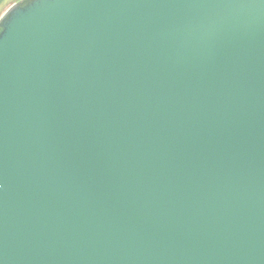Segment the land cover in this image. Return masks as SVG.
<instances>
[{
  "label": "water",
  "instance_id": "water-1",
  "mask_svg": "<svg viewBox=\"0 0 264 264\" xmlns=\"http://www.w3.org/2000/svg\"><path fill=\"white\" fill-rule=\"evenodd\" d=\"M0 20V264H264V0Z\"/></svg>",
  "mask_w": 264,
  "mask_h": 264
},
{
  "label": "rangeland",
  "instance_id": "rangeland-1",
  "mask_svg": "<svg viewBox=\"0 0 264 264\" xmlns=\"http://www.w3.org/2000/svg\"><path fill=\"white\" fill-rule=\"evenodd\" d=\"M17 0H0V16L4 13V11Z\"/></svg>",
  "mask_w": 264,
  "mask_h": 264
},
{
  "label": "snow or ice",
  "instance_id": "snow-or-ice-1",
  "mask_svg": "<svg viewBox=\"0 0 264 264\" xmlns=\"http://www.w3.org/2000/svg\"><path fill=\"white\" fill-rule=\"evenodd\" d=\"M0 21H3V20H0Z\"/></svg>",
  "mask_w": 264,
  "mask_h": 264
}]
</instances>
